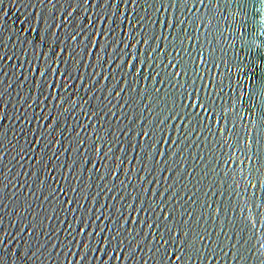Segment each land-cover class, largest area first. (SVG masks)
I'll return each instance as SVG.
<instances>
[{
  "label": "water",
  "instance_id": "obj_1",
  "mask_svg": "<svg viewBox=\"0 0 264 264\" xmlns=\"http://www.w3.org/2000/svg\"><path fill=\"white\" fill-rule=\"evenodd\" d=\"M170 3L171 8H169ZM163 6L168 10L164 12L148 10L152 19L161 21L167 19L169 23H178L175 29L167 30L163 27L157 29L149 24L154 31L173 38L164 41L162 52L165 55L157 53L159 58L156 64L159 69V65L171 60L179 67L159 70L162 73L179 71L184 74L179 77L173 76L170 81L167 80V75H164L166 83L163 85H155L151 81H139L133 84L123 94L124 100L119 101L121 104L128 102V107L113 109L120 113L119 121L115 117H109L98 134L103 136L104 140L89 139L86 145L78 149L82 159L74 164L76 171L67 181L61 178L59 185L79 186L80 180L76 178L79 175L83 185L78 194L80 199L77 205L81 203L91 205L94 201H86L84 197L98 193L100 191L98 186L101 184L112 187L114 183L116 191L110 194L113 196L128 194L136 196L138 194L136 189L140 188L141 183L137 179L138 176L145 178L144 188H152L158 192H164V188L171 184L173 187L165 195L168 197H172L175 193L178 195H175L174 199L166 200L164 204H160V207L166 206L167 210L173 213L170 226L178 225L176 230L180 231L181 235L190 232L192 236H185L184 239H188L190 243L195 242L196 247L200 248V255L193 256L189 252L191 258H186L184 264H264V124L259 119L264 108V96L258 95V90L264 87V0H203L202 3L201 0H181L179 7L173 0H163ZM155 7L159 8L160 3H156ZM0 8L3 9L0 16L6 17L0 20V25L4 27L6 33L19 32L20 21L31 13L46 11L36 4V0H3ZM121 10L133 20L136 15L140 17L146 15L142 7L131 8L128 5H121ZM80 19L83 22V16ZM144 23L149 22L144 21ZM125 31H130V28ZM88 62L85 60V64ZM149 63L152 61L150 60ZM107 69V65L104 69H100L93 62L91 68H81L77 74L87 77L95 70L103 71V75L107 76L109 75ZM8 70L6 67L5 71ZM99 79L100 83L93 91L97 95H106V92H102L101 86L111 88L112 83L106 84L102 78ZM70 83L78 85L79 81L74 80ZM175 85H185V87L180 88ZM4 87L8 91L5 101L10 100L12 105H15L12 107L5 104L4 110L11 117L17 109L21 108L16 100L17 92L26 94L28 88H20L18 84L15 88H7L6 84ZM154 87L166 89L173 94L169 98H175L178 103H187L183 94L191 92L193 87L198 92L203 88L205 94L215 93L213 99L216 103L211 105L216 113L215 120H220L221 108L226 119L223 123H216L210 114L207 120L201 117L199 125L197 123L191 125L193 132L181 139L178 146L169 150L166 163H160L154 172L151 171L153 163L151 161H146L148 172L139 171L143 167L142 164H136L133 167V164L128 163L122 165L123 171H119L111 159L107 163L111 168L119 171V179L113 181V177L108 175L103 163L99 165L100 173L107 176V180L96 179L92 171L85 172V168L91 170L92 166L97 164V153L90 150L93 142L97 148L104 147L107 151L108 143L118 138L117 143L112 144V151L115 152L116 157L131 160L133 156L139 158L143 155L140 152L138 156L137 151L129 146L130 143L139 142L143 146L144 140L138 136L141 126L151 127L157 117L163 119L168 115L167 112L161 115L156 105L152 103L155 95L152 91ZM145 93H148L147 98L144 96ZM70 94L65 92V96ZM113 102L116 103V101ZM97 103L93 101L94 105ZM146 105H151L148 111H145ZM51 107L52 105L49 104V108ZM64 107L67 108L68 105ZM89 107H92L91 103ZM79 112L80 109H77L72 115H77ZM60 120L62 129L68 125L75 127V121L68 114L60 117ZM2 123L4 128L0 131L6 135L5 143L7 144L9 139L15 142L17 137L14 133L19 134L21 125L15 124V127L10 130L9 126L14 123L11 119ZM172 123L173 121H169L168 125ZM168 125H165V129L171 134L173 140L181 137L182 134L179 131L173 130ZM27 127L25 125V128ZM123 129H128V135L120 136V131ZM59 131L58 129V133ZM76 131H80V128H76ZM109 131L113 133L112 136L108 135ZM163 134L156 131L157 138ZM64 135L68 137V140L64 142V148L70 145L76 146L72 139L75 136L74 132L65 131ZM88 136H92L91 131L88 132ZM29 138L18 135L20 144L25 146ZM159 147L163 152L167 146L159 145ZM120 148L127 149V154L118 151ZM177 152L179 155H176ZM12 155H15V152ZM75 156L77 153H62L61 161L73 163ZM89 158L92 164L86 163ZM156 159L159 160L160 157ZM8 160H11V156ZM59 163V161H52V165ZM23 164L24 167L16 165L13 168V172L9 175L14 176V181L7 187L4 186L8 183L7 180H4L3 173H0V180H4V183H0V188L4 189L0 192V200L8 205L3 209L6 230L16 231L14 227L8 228L9 225L17 223V217L12 215V212L25 217V224L29 223L33 216L37 217L38 222L43 220L45 215L54 214L57 217L67 216L71 219V213L59 210V201L68 197L74 198L76 193L69 192L68 197L57 193L50 200L43 199L53 188L58 187L57 182L50 180L48 176H68V169L57 167L54 173L46 175L45 166L49 164L47 158H44L43 165L36 168L31 167L27 160ZM13 165L15 161L8 167ZM8 167L4 168L5 173L8 172ZM41 168L44 171H41ZM26 171L36 172L38 178L15 175V173ZM89 176L93 178L89 179ZM40 180L44 181L43 188L40 186ZM149 180H156L157 183L149 184L147 182ZM121 181H124L125 185L131 183L134 187L125 188L121 185ZM14 184L21 186L14 187ZM30 189L35 191L34 196L29 195ZM95 199L101 204L114 203L109 199V194L97 195ZM141 199L154 200L156 204L160 200L159 197H152L142 192ZM121 203H115V207L111 210L106 209V214L111 215L112 212L121 209ZM122 210L129 211L126 205ZM184 221L188 223H183ZM44 224L47 225L48 221L45 220ZM52 224L59 229L60 225L56 221H52ZM133 227L136 226L133 225ZM47 230L51 232L50 228ZM40 231L41 229H37L38 239L34 243H43L45 248L41 250L42 255L33 264H64L65 257L57 256L56 253L66 252L68 249L63 245L53 249L52 244H57L61 240L67 243L65 235L59 231L52 232L53 239L47 242L44 236L39 235ZM201 234L206 237L203 243L210 247H201ZM125 239H130L127 233H125ZM233 253L235 255H232ZM162 255L163 252L153 257L147 254V248H145L144 251H137L135 256L126 260L124 264H142L141 257L148 260V264H160ZM96 264H99L98 260ZM164 264L168 262L165 260Z\"/></svg>",
  "mask_w": 264,
  "mask_h": 264
},
{
  "label": "snow or ice",
  "instance_id": "obj_2",
  "mask_svg": "<svg viewBox=\"0 0 264 264\" xmlns=\"http://www.w3.org/2000/svg\"><path fill=\"white\" fill-rule=\"evenodd\" d=\"M173 2L179 7L181 0H173ZM2 3L3 0H0V4ZM156 3H160L159 8L155 7ZM36 4L46 11H36L26 16L20 21L19 32L6 33L4 27L0 25V129L4 128L2 122L8 119L14 122L9 126L10 130L15 127V124L21 125L19 134L14 133L17 137L15 142L9 139L6 144V135L0 131V173H3L4 180H7L8 183L4 185L7 187L13 184L14 176L9 174L13 172L16 165L24 167L23 162L27 160L31 167L36 168L43 165L44 158H47L49 164L45 166L46 175L54 173L57 167H64L68 169V176L49 175L48 178L57 182L58 187L53 188L43 199L50 200L57 193L65 197H68L69 192L77 195L74 198L68 197L59 201V210L71 213V219L67 216L57 217L54 214L45 215L44 219L38 222L37 217L33 216L32 220L25 224V217L12 212L11 214L17 217V223L9 225L8 228L14 227L16 231L6 230L3 209L8 205L0 200V264H33L39 259L45 244L34 243L38 239L37 229H41L39 235L44 236L47 242L53 239L52 232L59 231L65 235L67 243L61 240L57 244H52L53 249L60 248L61 245L68 249L66 252L56 253L57 256L65 257L64 264H96L97 260L99 264H113V262L124 264L126 260L135 256L137 251H144L145 248H147V254L153 257L163 252L160 264H164L165 260L168 264H184L186 258H191L189 252L193 256H199L200 248L196 247L195 242L190 243L188 239H184L185 236L191 237L192 234L186 232L181 235V232L176 230L178 225L170 226L173 213L168 211L166 206L160 207V204L178 195V193L173 194L172 197L165 195L173 185L169 184L164 188V192H158L152 188H144L145 178L138 176L137 179L141 183L140 188L136 189L138 193L136 196L130 194L113 196L110 194L116 191L115 184L113 183L112 187L101 184L98 186L100 188L98 193L84 197L86 201H94L91 205L88 203L77 205L80 199L78 194L83 185L79 175L76 177L80 180L79 186L59 185L61 178L67 181L76 171L74 164L82 159L78 149L86 145L89 139L104 140V137L98 134L109 117H115L119 121L120 113L113 109L128 107V102L121 104L119 101L124 100L123 94L133 84L139 81H151L155 85H163L166 83L164 75H167V80L170 81L173 76L179 77L184 74L179 71L162 73L159 70L178 68L179 65L171 60L159 65L158 69L157 53L165 55L162 52L164 41L173 38L165 37L149 27L151 24L157 29L160 27L165 30L175 29L178 22L169 23L167 19L163 21L152 19L149 9L160 12L168 10L164 8L163 0H143V5L141 0H36ZM121 5H128L131 8L142 7L146 15L144 17L136 15L133 20L121 10ZM171 6L170 3L169 8ZM2 12L3 9L0 8V13ZM81 16H83V22H81ZM4 18L6 17L0 16V20ZM144 21L149 23L145 24ZM129 28L130 31L126 32L125 30ZM85 60L89 62L85 64ZM150 60L152 63H149ZM93 62L100 69H104L107 65L109 75L104 76L103 71L95 70L87 77L77 74L81 68H91ZM6 67L8 71H5ZM97 77L102 78L106 84L112 83L111 88L101 86L102 92H106V95H97L93 91L100 83ZM129 77L132 79L129 80ZM74 80L79 81V84L70 83ZM5 84L7 88H15L17 84L20 88H28L26 94L17 92L16 100L21 108L17 109L11 117L8 116L4 107L5 104L12 107L15 105H12L10 100L4 99L8 95ZM121 85L124 86L121 87ZM175 86L185 87V85ZM209 87H212L211 83ZM152 91L155 93L152 103L156 105L161 115L165 112L168 115L163 119L157 117L151 127L141 126L138 136L144 140L143 146L139 142L130 143L129 146L137 151L138 156L140 152L143 155L139 158L133 156L131 160L116 157L115 152L112 151V144L117 143L118 138L108 143L107 151L104 147L97 148L93 142L90 150L97 153V164L93 165L91 170L85 168V172L92 171L96 179L107 180V176L100 173L99 165L103 163L108 175L115 181L119 179V171H123L122 165L125 163L133 164V167L136 164H142L143 167L139 171L148 172L146 161L153 162L151 171L154 172L160 163H166L169 150L178 146L181 139L193 132L191 125L193 123L199 125L201 117L207 120L210 114L216 123H223L226 119L221 108L220 120H215L216 113L211 107L216 103L213 99L215 93L205 94L203 88L198 92L193 87L191 92L184 93L187 103H178L175 98H169L173 94L162 87H154ZM65 92L71 94L65 96ZM147 95L148 93L144 94L145 98ZM258 95L264 96V87L258 90ZM93 101L98 103L94 105ZM90 103L92 107H89ZM49 104L52 105L51 108ZM64 105L68 107L65 108ZM150 107L151 105H146L145 111H148ZM77 109H80V112L72 115ZM65 114L72 116L75 127L68 125L61 128L60 117ZM125 119H127L126 115ZM259 119L264 124V108ZM169 121L173 123L168 125ZM25 125L28 127L25 128ZM165 125L179 131L182 134L181 137L173 140L171 134L166 131ZM76 128H80V131H76ZM65 131L75 133L72 139L76 146L70 145L64 148V142L68 140V137L64 135ZM89 131L92 133L91 137L88 136ZM156 131L164 134L157 138ZM18 135L30 137L25 142L26 146L20 144ZM108 135L112 136L113 133L109 131ZM126 135H128V129L120 131V136ZM159 145L167 146L166 150L160 151ZM118 151L127 154V149L120 148ZM13 152L15 155H12ZM62 153H77V156L73 157V163H65L61 161ZM176 155H179V152ZM9 156L11 160H8ZM156 157L160 159L157 160ZM109 159L119 171L108 165ZM118 159L119 163H117ZM13 161L15 165L8 167ZM52 161L60 163L52 165ZM86 163L92 164L91 158ZM5 167H8L7 173L4 172ZM40 170L44 171L43 168ZM15 175L38 178L36 172L26 171L15 173ZM149 175H151L150 172ZM92 178L89 176V179ZM4 180H0V183H4ZM147 182L157 183L156 180ZM120 183L125 188L134 187L131 183L127 185L124 181ZM20 186V184H14V187ZM40 186L44 187L43 180H40ZM3 190L0 188V192ZM141 192L150 194L152 197H159V203L156 204L154 200H142ZM105 194H109V199L114 203L101 204L95 199L97 195ZM29 195L34 196L35 191L30 189ZM37 199L40 198L37 197ZM115 203H121V209H117L111 215L106 214L105 210L113 209ZM154 204L155 207H153ZM125 205L129 211L122 210ZM113 216L116 218L113 219ZM45 220L48 221L47 225L44 224ZM52 221L60 225L59 229L52 224ZM49 228L51 232L47 230ZM125 233L130 239H125ZM204 239L206 237L201 234V247H210L203 243ZM141 261L142 264H148V260L143 257Z\"/></svg>",
  "mask_w": 264,
  "mask_h": 264
}]
</instances>
